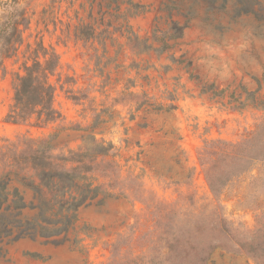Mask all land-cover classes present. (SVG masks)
Returning a JSON list of instances; mask_svg holds the SVG:
<instances>
[{
	"label": "rangeland",
	"instance_id": "1",
	"mask_svg": "<svg viewBox=\"0 0 264 264\" xmlns=\"http://www.w3.org/2000/svg\"><path fill=\"white\" fill-rule=\"evenodd\" d=\"M12 1L0 0V20ZM260 2L17 0L29 23L0 69V174L19 138L56 135V151L67 153L91 136L114 145L107 159L123 196L82 207L63 244L5 239L0 264H188L196 251L187 241L221 243L205 264H257L238 243L262 238L255 231L264 223L260 142L243 145L264 121ZM176 25H185L180 37ZM52 52L61 117L8 121L17 75ZM227 143L239 146L229 157ZM215 161L213 173L229 179L213 190ZM217 214L227 231L214 229Z\"/></svg>",
	"mask_w": 264,
	"mask_h": 264
},
{
	"label": "trees",
	"instance_id": "2",
	"mask_svg": "<svg viewBox=\"0 0 264 264\" xmlns=\"http://www.w3.org/2000/svg\"><path fill=\"white\" fill-rule=\"evenodd\" d=\"M260 4L264 6L262 2ZM3 8L4 15L0 20V69L4 58L14 53L16 46L23 41L21 25L26 28L29 23L17 0L3 2ZM184 28L185 25H176L178 37L183 34ZM48 53L44 48V54ZM51 54L44 63L35 60L26 67L24 74L17 75L14 104L6 116L8 121L26 123L36 115L41 123L47 124L61 117L54 105L55 85L49 78L57 67L56 61H53L56 54ZM55 138L56 135L19 138L14 145L12 160L5 159L0 174V242L28 238L45 245L63 244L71 240L70 235L76 231L78 213L82 207L92 204L100 206L108 198L123 196L116 191L114 161L107 159L115 156L111 142L90 136L82 148L64 153L56 151L57 146L53 144ZM256 139H259L260 149L255 159L264 163V121L244 140L243 145H251ZM238 147L237 144L227 143L223 155L232 156ZM216 163L213 162L207 169L213 190L229 179L213 173ZM107 177L109 180L103 181ZM14 179L32 191L30 200L25 198L19 187H11ZM214 223V229L219 226L220 231H227L224 217L217 214ZM255 235L262 238L240 241L238 244L249 249L257 264H264V223L256 229ZM78 240L76 237L73 241L76 243ZM187 242L190 249L196 251L192 256L185 255L188 264L207 263L213 251L221 245L216 241H209L205 246ZM181 251L180 248V258ZM5 254L0 246V261Z\"/></svg>",
	"mask_w": 264,
	"mask_h": 264
}]
</instances>
